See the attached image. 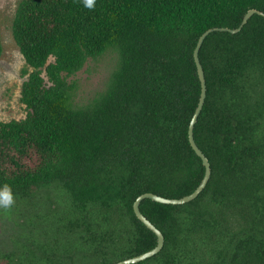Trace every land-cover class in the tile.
Here are the masks:
<instances>
[{"label": "trees", "instance_id": "obj_1", "mask_svg": "<svg viewBox=\"0 0 264 264\" xmlns=\"http://www.w3.org/2000/svg\"><path fill=\"white\" fill-rule=\"evenodd\" d=\"M250 8L264 12V0L18 2L11 31L27 66L26 115L0 121V186L24 202L54 187L68 214L7 264H111L156 245L137 196L179 198L205 174L188 139L202 88L196 43L209 28L238 27ZM107 51V85L75 103L69 78ZM198 55L207 88L193 137L211 176L189 202L141 201L165 241L135 264H264V16L212 31Z\"/></svg>", "mask_w": 264, "mask_h": 264}, {"label": "rangeland", "instance_id": "obj_2", "mask_svg": "<svg viewBox=\"0 0 264 264\" xmlns=\"http://www.w3.org/2000/svg\"><path fill=\"white\" fill-rule=\"evenodd\" d=\"M19 1L0 0V121L21 119L26 115L20 92L27 77V66L11 31ZM115 62V54L107 51L88 59L82 69L69 78L77 83L75 103L86 104L105 88ZM14 200L10 210L0 209V264H7L9 260L16 262L19 255H25L27 251H22V245L26 239L30 242L50 239L54 226L61 225L68 214L65 197L54 187L44 190L36 201ZM92 264L95 263L92 261Z\"/></svg>", "mask_w": 264, "mask_h": 264}, {"label": "water", "instance_id": "obj_3", "mask_svg": "<svg viewBox=\"0 0 264 264\" xmlns=\"http://www.w3.org/2000/svg\"><path fill=\"white\" fill-rule=\"evenodd\" d=\"M254 13H258V14H261L264 16L263 11L256 10L254 8H250L246 12V14L244 15V18L241 21V23L239 24V26L236 28H228V27H220L219 26V27H212V28L207 29L200 36L198 42L196 43L195 49H194V60H195L196 66H197V71H198L199 78L201 80L202 88H201V92H200L198 105L196 107L195 113H194L192 120H191V123H190L189 132H188V139H189L190 145L193 148V150L202 159V163L205 167V174H204L203 178H201L199 184L196 186V188L192 192H190L189 194L184 195L182 197H179V198H169L166 196H161L159 194H155L153 192H144V193L139 194L133 203V209H134V212H135L136 216L138 217V219H140L142 221V223L147 228L152 230L154 232V234L156 235V245L153 248H151L145 252H142L141 254H138V255L123 259V260L120 259V260L115 261L111 264H135V263H138L140 261L146 260L147 258H150L153 255L157 254L162 249V247L164 245L165 238H164L163 233L140 210V203L143 199L150 198L154 201H158V202H162V203L179 205V204H183V203H186V202H189V201L195 199L198 196V194L205 187L208 179L211 176V165H210V162H209L207 156L197 146V144L194 140V137H193L194 126H195V123L198 119V115H199V113L203 107L205 97H206V88H207L205 73H204V70H203L202 64L200 62L199 55H198L199 49H200L202 42H204L205 38L212 31L220 30V31H226V32H230V33H237L241 30L243 25L247 22V20Z\"/></svg>", "mask_w": 264, "mask_h": 264}, {"label": "clouds", "instance_id": "obj_4", "mask_svg": "<svg viewBox=\"0 0 264 264\" xmlns=\"http://www.w3.org/2000/svg\"><path fill=\"white\" fill-rule=\"evenodd\" d=\"M82 2L85 8L91 10L95 7L96 0H82ZM14 203L11 188L7 184L0 186V209L10 210Z\"/></svg>", "mask_w": 264, "mask_h": 264}]
</instances>
